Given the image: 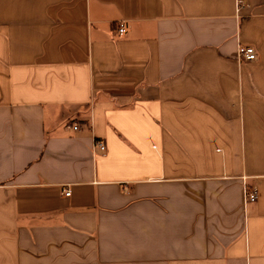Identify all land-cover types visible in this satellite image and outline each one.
<instances>
[{"label": "crops", "instance_id": "crops-1", "mask_svg": "<svg viewBox=\"0 0 264 264\" xmlns=\"http://www.w3.org/2000/svg\"><path fill=\"white\" fill-rule=\"evenodd\" d=\"M0 264H264V0H0Z\"/></svg>", "mask_w": 264, "mask_h": 264}, {"label": "built area", "instance_id": "built-area-1", "mask_svg": "<svg viewBox=\"0 0 264 264\" xmlns=\"http://www.w3.org/2000/svg\"><path fill=\"white\" fill-rule=\"evenodd\" d=\"M124 26L123 24L119 25V28L117 29L118 34L123 35L124 34ZM257 53L256 49L253 46L249 45H242L239 44L236 52V57H238V60L244 61V62H253V60L257 59ZM77 128V125L74 126V129ZM94 148H97L100 152H104L106 150L105 143L103 140H95L94 141ZM65 195H70L69 189L63 190ZM244 203L247 202H255L257 198V188L256 187H249L247 184L244 185L243 189V198Z\"/></svg>", "mask_w": 264, "mask_h": 264}]
</instances>
